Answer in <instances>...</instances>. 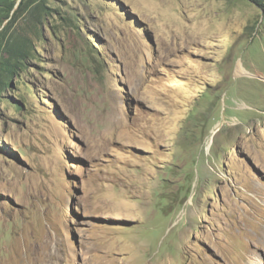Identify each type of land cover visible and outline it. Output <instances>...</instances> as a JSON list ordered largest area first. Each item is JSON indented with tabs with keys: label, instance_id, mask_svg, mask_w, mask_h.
Instances as JSON below:
<instances>
[{
	"label": "rangeland",
	"instance_id": "374dc122",
	"mask_svg": "<svg viewBox=\"0 0 264 264\" xmlns=\"http://www.w3.org/2000/svg\"><path fill=\"white\" fill-rule=\"evenodd\" d=\"M41 2L0 93V264H264V0Z\"/></svg>",
	"mask_w": 264,
	"mask_h": 264
},
{
	"label": "trees",
	"instance_id": "16d2710c",
	"mask_svg": "<svg viewBox=\"0 0 264 264\" xmlns=\"http://www.w3.org/2000/svg\"><path fill=\"white\" fill-rule=\"evenodd\" d=\"M38 0H0V93L30 57L29 40L14 26L20 16L37 17L43 7ZM25 15V16H26ZM26 19V17H25Z\"/></svg>",
	"mask_w": 264,
	"mask_h": 264
}]
</instances>
